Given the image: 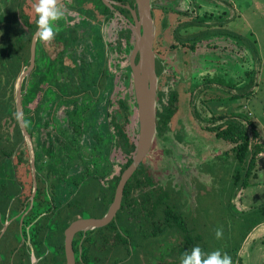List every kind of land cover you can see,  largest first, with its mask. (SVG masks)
<instances>
[{
    "label": "rangeland",
    "instance_id": "374dc122",
    "mask_svg": "<svg viewBox=\"0 0 264 264\" xmlns=\"http://www.w3.org/2000/svg\"><path fill=\"white\" fill-rule=\"evenodd\" d=\"M6 1L10 2V0H0V16L6 7ZM35 3L36 0H16L12 4L14 14L26 33L27 29L25 25H22L21 14L23 12L32 18L35 14ZM93 3L84 0H66L59 6L64 15L54 22L55 38L51 41L39 39L35 54V67L25 80V89L21 98L24 125L31 133L36 171L46 182V189L53 198L54 206H64L72 195L79 192L76 200L84 204L82 206L85 208L80 211L81 220L96 219L104 213L102 208L92 205L94 197L101 199L103 195H99V191L97 193L93 186L95 182L90 180L89 176L98 175L103 178L110 170V173L115 174L118 167L126 161L124 154L116 148L114 141L107 134L109 130L106 109L109 114L118 115V122L122 123V117L118 113V100H126L130 97L129 105L133 108L134 99L131 85L129 87L125 84L129 83L126 70L128 54L120 52L123 49H118L117 38L114 40L115 35L111 34L110 25L107 23L102 26V22L95 20L92 10L95 11L93 6L97 3ZM151 4L155 6L154 8L167 7L181 12L167 16L169 26L161 30L159 34L158 50L161 53L159 59L165 66L164 73L170 74L173 78L169 80V85L175 81L173 75L182 76L185 86L187 82L191 84L189 91H193L192 97L196 100L195 119L198 127L209 128L215 125L210 121L212 115H218L213 111L216 106L214 102H224L229 96L235 97L237 93H246L247 96H243L246 98H236L238 99L236 103L241 102L242 108L236 110L234 115H231L232 113L221 115L229 116V119L243 124L249 137L248 121L255 125V119H257L264 129V94L260 93L257 96L264 86V73L260 68L257 74L255 58L248 46L252 44L253 47H251L255 50L258 60H264V15L260 11L261 6H264V0H151ZM203 12H208L211 16L206 25H201L198 20V15H202ZM156 18L160 24V17L156 15ZM115 20L114 30H120L125 26L121 19ZM187 22L191 24L188 26L181 24ZM177 28L178 38L187 37L190 33H196L202 37L208 33L205 38L214 35L222 36L220 33H227L233 38L237 37L236 34L241 38H236L238 43L236 39L228 37L234 42L232 51L227 52V58L222 57L219 63L227 69L221 68L219 64L213 65L215 67L211 65L213 68L211 77L208 73L211 68L208 66L211 63L206 61L203 64L200 59H204L205 55L209 58V53L214 51L207 48L215 43H207L209 47L201 46L198 50L196 49L195 53L187 48H179L181 43L176 41L173 35V31ZM250 32H255L259 39L258 50L254 38L249 37ZM157 34L158 32H156L155 39L158 37ZM3 37V23L0 20V44ZM121 43L124 46L125 41ZM174 45L178 48L172 49L171 46ZM217 54L220 55V53ZM241 55L246 57V61L244 58L240 59ZM105 59L106 66L114 75L113 87H111L112 81L108 80L106 88L99 93L97 71L101 72L100 68ZM197 62L202 63L204 67L199 69ZM206 78H211L217 84L209 86L211 88L197 85ZM246 81H248L247 88L243 89ZM4 83L5 76L0 67V86ZM213 89L214 92H212ZM237 90L242 91L237 92ZM186 91L185 99L190 94L188 86ZM199 91H201V96L198 94ZM254 92L257 94L253 95ZM87 93L88 97H86ZM72 97L75 98L72 99ZM48 99L49 106L45 112L43 107ZM240 99L242 101H239ZM110 101V106H108L107 103ZM12 107H15V91ZM185 111L190 110L185 108ZM220 112L225 111L222 109ZM236 115H242L243 119H238ZM185 118L184 114L183 119ZM16 123L18 120L15 108L14 113L1 122L0 133L4 139L13 135ZM136 123L137 116L135 119L133 115L131 123L127 126L131 139L136 130L138 131ZM183 125L184 141L187 146L184 147L181 141L178 144L172 132L162 138H155L143 162L145 171L155 185L170 184L174 192L183 194L182 202H186V205L184 204L180 213H182L186 229L190 232L189 237L195 242L194 246H199L203 253L215 250H220L222 254L227 253L231 257V264H264V259L257 258V254L264 249V244L258 241L262 228L256 232L252 231L251 238L250 236L249 238L246 236L248 239L244 237L251 223L261 215L264 216L263 183L257 180L260 188L250 187L246 191L247 196L254 193L252 200H248L252 207L251 210L238 212L237 208L242 206L237 201L230 202L235 191L240 189L234 185L236 162L232 150L235 144L216 138L214 133L204 129H193L185 122ZM51 142L58 146L59 155L61 154V158L55 164L51 161L53 158L50 151ZM253 143L252 141V145ZM96 144L94 153L92 148ZM24 146H26L25 143L19 147L24 150ZM96 151L99 153L96 154ZM240 173L243 176L244 173L242 171ZM193 179L200 184H194ZM85 181L87 183H83ZM106 181H102V184L106 185ZM81 183L85 187L79 188ZM41 184L39 181V185ZM30 193L31 189L28 186L27 189H23L22 197H27ZM88 201L89 204L86 205ZM9 213L10 207L7 211L3 207L0 208V220H3L4 224L8 222ZM157 219L153 220L159 226L155 229L157 233L147 240L141 238L143 231L141 226L152 220L141 217L135 220V222L142 223L131 228L133 231L130 233L134 238L132 237L133 243L128 247L129 260L122 264H148L149 262L151 264L152 255V264L162 260L163 263L169 264L173 259L180 262L182 253L189 246V244H184L187 236H184V232H179L177 228H168L167 232L160 235L158 231L163 230L161 228L163 221H157ZM169 222L172 223L171 219ZM14 226L15 224L12 227ZM217 229L222 230L220 238L215 236ZM7 238L10 241L13 239L10 230L6 231V237L4 236L3 239V244H6L3 249L4 253L10 247ZM159 243L160 246H157ZM114 247L103 251V254L109 255ZM148 250H152L151 254ZM115 254L121 259L127 258L126 250H121L119 246L116 247ZM255 256L256 258H253Z\"/></svg>",
    "mask_w": 264,
    "mask_h": 264
},
{
    "label": "trees",
    "instance_id": "16d2710c",
    "mask_svg": "<svg viewBox=\"0 0 264 264\" xmlns=\"http://www.w3.org/2000/svg\"><path fill=\"white\" fill-rule=\"evenodd\" d=\"M15 1L16 0H10L9 3L6 1V7L3 10V14L0 16V20L3 23L4 35L3 41L0 44V67L3 75L5 76V83L3 86H0V127L1 122L6 119V117L11 116L15 111V107L11 108V103L14 102V86L21 72L28 66L31 39L37 30L36 13L32 18H30L22 12V25H25L27 29V33L25 32L12 8V4ZM84 1L97 3L95 8H97L99 5L103 8L104 14L109 13L108 8L101 3V0ZM117 1L121 3L123 2V0ZM129 1L134 2V0ZM118 9L128 13V11L124 8ZM209 14L210 13L208 12H203L202 15H198V20L201 25H206L207 21L211 17ZM160 18L161 25L158 26V37L155 39L154 43V51L157 56L155 69L158 78L156 109L157 138H162L169 132H172L173 137L176 139L178 144L181 141L184 144V147L187 146L184 141L185 135L183 132V124L185 122L188 125H191V128L193 129H204L210 133H214L216 138L235 144L232 150L234 153V160L236 162V171H234V185L237 188L246 187L247 181L254 169L256 156L258 154V133L254 123L251 121H248V123L246 122L247 127H249L250 137L248 136L246 128L243 126V124L237 123L233 119H229V116L225 115H212L210 121L215 124L212 127H198L197 120L195 119L196 100H194L192 97L193 91H189V89H191V84L187 82L188 91L190 94L188 98L185 99L187 86H185V82L183 81V78H181L182 76L180 77L178 75H173V77L175 76V81L169 85V80L173 78L170 76V74L164 73L165 66L162 64L161 59H159V55L161 54L160 50H158V46L160 45L159 34L161 33V30L163 31L169 26L167 24V20H165L163 17V14L160 15ZM190 24L191 22H187L183 25L188 26ZM129 34L132 37V42L129 43L126 41L125 46H122L124 51H120L128 54V57L133 47V33L131 30L129 31ZM207 34L208 33H206L205 36H207ZM220 34L224 37L231 36L227 35L226 33ZM173 35L176 41L181 43L179 48H187L190 52L194 53L199 49L200 36L196 33H190L187 37L178 38L176 30H174ZM206 46L209 47L208 45ZM248 46H250V51L255 58L256 54L255 50L252 48L253 45L250 44ZM171 48L177 49L178 47L174 45L173 47L171 46ZM127 71V78L130 83L129 66H127ZM196 72L197 71H195V73ZM106 75H108V73H106L104 78H102L98 83V87L102 90H104L107 85ZM191 78L193 80V77ZM129 83H125L126 86L129 85ZM201 83L204 87L210 86V82L207 78L201 81ZM199 84L200 82L197 83L198 86ZM193 85L195 84L193 83ZM8 89L10 90L9 92ZM24 89L25 82H23L22 85L23 93ZM74 98L75 97H72V99ZM130 99L131 98L128 97L126 100L119 101L118 113L122 117V123L118 122V115H111L106 109V119L109 130V133L107 134L114 141L116 148H118V150H120L126 158V161L120 165V174H122L130 166L136 151L138 131L136 130L134 137L131 139L127 128L128 123H131L133 115H135V119L137 116L134 100L132 108L129 105ZM48 106L49 99L45 101L43 107L45 112H47ZM185 108L189 109L190 111L186 112ZM184 114L186 115L185 119H183ZM136 129H138L137 126ZM27 131L31 135L28 129ZM21 141L22 134L18 123H16L12 136L6 137V139H4V136L0 133V208L3 207L7 211L8 207H10L8 220L12 219V222L7 231L10 230L13 236L11 241L7 238L10 247L5 253L3 252V249L4 245L6 244H3V240L0 241V264H30L29 249L26 245L20 246L21 239L26 240L27 236H29L30 245L36 257L42 256L46 250L50 249H53L56 252H63L64 231L70 226L71 223L80 218V211L85 209L84 206H82L84 204L76 200L77 195H79L78 191L77 194L71 196L70 200H68L64 206H54L55 204L52 203L53 198L47 194L46 182L40 177H37V194L35 196L33 206L29 210V202L26 201V196L22 197L21 188L27 189L29 186L31 189V171L29 165V155L27 153L26 147L24 146V150L19 147ZM252 141L254 142L253 145ZM166 150L170 152V150ZM109 162L111 166L110 159ZM241 171L244 173L243 176L240 173ZM119 178L120 177L115 180L113 185L111 184L110 194L107 193V190L102 189V192H105L102 194L99 192V195H103L102 198L98 199V197H94L92 199L93 206L102 208L104 210V213L96 219L102 218L113 202L115 189L120 180ZM39 181H41V185H39ZM193 181L194 184H200L196 179H193ZM93 186L98 193V190L101 189V186L103 187L105 185H100L98 182H95ZM183 198V194L181 195L180 193L174 192L170 184L165 186L155 185L151 177L145 171L144 165L141 164L125 185L120 209L117 211L113 220L98 232L93 231L86 233L85 239L82 241V243L80 242L83 239V234H78L73 241V250L78 253L79 246L81 244V252L87 253L85 258L86 262H84V264H88L89 261L94 257V255H92V251H106L107 249L111 250L113 246L118 244L121 248L126 250L127 258H125V261H127L129 260L128 257L130 256L128 247L133 243V236L130 233L133 231V229L131 230V228H133V226L136 224L142 223L135 222V220L137 221L139 217H141L152 220L141 226L143 229L141 236L142 239L147 240L154 233H157L155 232V229H157L159 226H157L154 223L156 221L153 220L158 218L157 221H163V225L161 226L163 230L158 231L160 235L161 233L163 234L164 232H167L168 228H177L179 232H184V236H187L184 239L187 240L184 242V244H189V246L187 249H185V251H190L192 247H194L195 242L189 237L190 232L188 229H186V225L182 220V213H180L184 208V204L186 205V202H182ZM87 204H89V201L86 203V205ZM41 215L42 217L39 218ZM21 218H23V220L20 227ZM170 219L172 223L169 222ZM3 223V220H0V230ZM13 224H15L14 227H12ZM157 246H160V243L157 244ZM151 252L152 250H148V253L151 254ZM150 254H148L149 258ZM96 258H98V255ZM47 259L46 261L44 259L41 264H48L49 262ZM151 260L153 261V255L151 256ZM103 261V259L99 258V262H96V264H103ZM123 261L124 259H120L121 263ZM148 261H150V259ZM56 264H65L64 255L61 256V258L56 257ZM77 264L83 263L81 261H77ZM148 264H150V262ZM155 264L166 263H163L162 260L160 262L156 261ZM169 264H180V262L173 259Z\"/></svg>",
    "mask_w": 264,
    "mask_h": 264
},
{
    "label": "water",
    "instance_id": "95a60500",
    "mask_svg": "<svg viewBox=\"0 0 264 264\" xmlns=\"http://www.w3.org/2000/svg\"><path fill=\"white\" fill-rule=\"evenodd\" d=\"M65 0H59L61 5ZM102 3L109 9H113L112 5H119L111 0H101ZM136 11H132L134 25L132 26L134 32V48L130 60V69L132 75L133 94L136 106L137 115V141L135 156L130 166L122 173L118 185L116 187L113 202L109 206L105 215L100 219L77 220L70 224L64 231V252L66 264H74V254L72 241L76 234H83L85 238L86 233L96 231L107 226L115 217L117 211L120 209L123 190L129 179L137 171L139 166L144 162L148 156L155 138L156 133V109H157V90L158 78L156 75V54L154 51L155 41V23L152 17L151 0H134ZM38 39L35 34L32 36L30 44V58L28 66L19 75L15 86V108L16 114H22L21 98L23 95L22 85L27 79V76L35 67V54ZM137 61L135 62V59ZM18 120V126L22 134V143H25L28 150L30 170L32 176V200L37 189L35 168L34 149L32 146L31 135L28 133L21 115ZM9 222L3 225L1 235L6 231ZM32 264H37L35 259H32Z\"/></svg>",
    "mask_w": 264,
    "mask_h": 264
},
{
    "label": "flooded vegetation",
    "instance_id": "af4514ba",
    "mask_svg": "<svg viewBox=\"0 0 264 264\" xmlns=\"http://www.w3.org/2000/svg\"><path fill=\"white\" fill-rule=\"evenodd\" d=\"M66 1V0H65ZM64 1V2H65ZM112 2H114V3H116V4H119V5H112V7H113V9H109L107 6H105L103 3H102V1H101V3L105 6V7H107L108 8V10H109V13H107V14H104V10H103V8L102 7H100L99 5H98V9L97 8H95V6H93V8L95 9V11H93L92 10V13H93V17L95 18V20H97V22H102L101 23V25L102 26H104V24H109L110 25V30H111V34L113 33L114 35H115V38H114V40H116V38H117V41L116 42H118L117 43V45H118V49L119 50H122V43H121V41H125V44H126V41L127 42H129V43H131L132 42V37H131V35L129 34V31L131 30L132 31V33H133V47H132V50H131V53H130V55H129V57H128V55L126 56V57H128L127 58V65H126V70H127V66H129V68H130V60H131V55H132V51H133V48H134V32H133V28H132V26L134 25V20H133V16H132V11H136V7H135V1L134 2H130L129 0H123V2L121 3V2H119V1H117V0H111ZM63 2V3H64ZM62 3V4H63ZM131 3V4H130ZM152 5V4H151ZM60 6V5H59ZM155 6H152V17H153V19H154V23H155V35H156V32L158 31V26L159 25H161V18H160V24H158V18H156V15H158L159 17H160V15L161 14H163V17L165 18V20H167V16L168 15H170V14H175V13H177V14H180L181 12H178L179 10H172V9H169V8H167V7H158V8H154ZM118 8H124L125 10H127L128 11V13L127 12H123L122 10H119ZM176 11V12H175ZM95 13V14H94ZM121 19V21L123 22V24L125 25L122 29H120V30H114L115 29V25H116V20L115 19ZM182 25H183V23H181ZM175 30H177V29H175ZM174 32V31H173ZM128 37H129V39H128ZM38 41H39V39H38ZM154 43H155V41H154ZM37 44H38V42H37ZM125 44H124V46H125ZM116 45V46H117ZM107 48H108V46H107ZM37 49V48H36ZM123 51H124V49H123ZM137 61V58L135 59V62ZM107 65V61H106V59L104 60V62H103V66L100 68L101 69V72H100V70H98L97 71V85H98V83L101 81V79L102 78H104V75L106 74V73H108V75H106V77H107V79H106V81H108V80H111V81H113V78H114V75L113 74H111V72L109 71V69H108V66H106ZM104 71H105V73H104ZM130 85H132V75H131V69H130V83H129V87H130ZM112 87H113V85H112ZM132 87V90H133V85L131 86ZM97 88H98V91H99V93H101L103 90L102 89H100L98 86H97ZM89 96V94L87 93L86 94V97H88ZM133 96H134V94H133ZM97 97H98V95H97ZM121 100H125V99H121ZM134 100V104H135V99H133ZM119 101L120 100H118V104H119ZM110 103H111V101L110 102H108L107 103V105L109 104V106H110ZM136 107V106H135ZM107 112H108V109H107ZM106 112V113H107ZM109 113V112H108ZM115 116V115H114ZM54 122H55V120H54ZM21 145H24V143H22V141H21V144H20V146ZM26 147V146H25ZM97 147V144L95 145V146H93V148H92V150H94V153H95V148ZM19 148V147H18ZM50 151H51V155H52V159H51V161H53V163L55 164V163H57V160H59L60 158H61V154L59 155V152L60 151H58V146L54 143V142H51V145H50ZM99 152L98 151H96V154H98ZM34 159H35V157H34ZM65 159V158H64ZM30 163V162H29ZM143 164V163H142ZM30 165V164H29ZM120 166L118 167V171L114 174V173H110V172H108L107 174H106V176L105 177H103V178H100V177H102V176H98V175H91V176H89V178H90V180H94V182H98L99 184H102L103 182L102 181H106L107 179H108V181H106V185L104 186L105 188H103V187H101V189L100 190H98L99 192H101V194L102 193H105V192H102V189H104V190H107V193H111V191H110V188H111V184L113 185L114 184V182H115V180L118 178V177H121V175L122 174H120ZM37 177H40L41 179H43L40 175H39V173H37V176H36V182H37ZM86 179H88V177L86 178ZM120 179V178H119ZM131 179V178H130ZM129 179V180H130ZM31 181H32V176H31ZM83 183H87V181H85V182H83ZM37 186H38V183H37ZM83 187H85L84 186V184L82 185V183L79 185V188H83ZM87 187V186H86ZM117 187V186H116ZM23 189H25V188H21V195H22V192H23ZM32 190H33V184H32V187H31V194H29V196H27L26 198V201H28L29 202V210L32 208V206H33V203H34V199H35V196H36V194H37V189H36V193H35V196H34V198H33V200H32V204H31V196H32ZM47 190V189H46ZM115 191H116V189H115ZM47 194H48V192H47ZM49 195V194H48ZM50 197V196H49ZM68 200H70V198L68 199ZM68 200L65 202V203H67L68 202ZM53 203V202H52ZM42 217V215L39 217V218H41ZM78 220H81L80 218L78 219ZM10 220H8V222H9ZM11 222H12V220H11ZM11 222H9V224H8V227H7V229L9 228V226H10V224H11ZM3 225H4V223H3ZM3 225H2V228H3ZM21 225H22V220H20V227H21ZM2 228H1V230H2ZM7 229H6V231H7ZM1 230H0V234H1ZM6 231L3 233V235H1L0 236V241L1 240H3V238H4V236H5V234H6ZM93 232V231H92ZM80 234V233H79ZM78 234H76L75 236H74V238H73V241H74V239L76 238V236H77ZM85 238H83L82 240H81V242L80 243H82V241L84 240ZM9 240V239H8ZM8 240H7V242H8ZM64 241H65V236H64V239H63V252H61V251H59V252H56V251H54L53 249L51 250H46V252L42 255V256H39V257H36V255H35V253H34V251H33V249H32V247H31V245H30V239H29V236H27V238H26V240H24V239H21V244H20V246H22V245H26L27 246V248L29 249V252H30V254H29V259H30V264H32V259H35L36 261H37V264H41V262H43L44 261V259H45V261H46V259L48 260V264H56V257H59V258H61V256H63L64 255V257H65V252H64ZM73 241H72V247H73ZM117 246H119L118 244H116L115 245V247H114V250L113 251H111L110 253H109V255H104L103 254V251H100V252H98V251H92V255H94V257L89 261V263L88 264H92V262L94 263V264H96V262H99V258H101V259H103L104 261H103V264H122V263H125L126 261L124 260L122 263L120 262V257L119 256H116V254H115V249H116V247ZM120 247V246H119ZM80 248H81V244H80V246H79V252L78 253H76L74 250H73V254H74V264H77V261H81L83 264H84V262H86V254L87 253H85V252H81V250H80ZM121 248V247H120ZM124 250V248H121V250ZM98 255V258H96L97 257V255ZM140 259L142 260V257H140ZM128 261V260H127ZM144 261L142 260V263H143ZM65 264H66V259H65Z\"/></svg>",
    "mask_w": 264,
    "mask_h": 264
},
{
    "label": "crops",
    "instance_id": "0c3cea01",
    "mask_svg": "<svg viewBox=\"0 0 264 264\" xmlns=\"http://www.w3.org/2000/svg\"><path fill=\"white\" fill-rule=\"evenodd\" d=\"M261 10V14L262 15H264V6H261V8H260ZM204 34V33H203ZM202 34V35H203ZM227 34V33H226ZM232 34V33H231ZM232 35H235V34H232ZM201 36V35H200ZM219 35H214V36H209V37H207V38H205L206 36H201L200 37V41H201V43L199 44V47H201V46H205L207 43H215V44H213V46H211V47H209L208 49L209 50H211V51H214L213 53L212 52H210L209 53V58H207V55H205L203 58L204 59H200V61H202L203 62V64L206 62V61H208L209 62V66H208V68L212 65H215V64H219V63H221V59H222V57H225V58H227L226 57V55H227V52H231L232 51V48H233V44H234V42H232V40L231 39H236V38H233V37H231V36H229L231 39H229L228 37H226V38H224V36H219ZM235 36H237V37H240L241 38V36H238L237 34L235 35ZM246 37V36H245ZM249 37H253L254 38V40L256 41V48H257V50H258V42H259V39H258V37H257V35H256V33L255 32H250V34H249ZM228 38V39H227ZM246 38H248V37H246ZM206 39V40H205ZM224 39V40H223ZM221 40H223V42L221 41ZM227 40H228V42H227ZM237 40V42L239 43V41H238V39H236ZM227 42V43H226ZM230 42V43H229ZM238 49V48H237ZM241 49V48H240ZM217 51V52H216ZM234 51V50H233ZM216 52V53H215ZM222 52V53H221ZM217 53H220V55H218ZM201 56V55H200ZM238 58V57H237ZM241 58H244V61H246V57H243L242 55L240 56V59ZM229 62H230V60H229ZM255 62H256V70H257V74H259V70H260V68H261V71H263V73H264V60L263 61H261V59L260 60H258V56L256 55V57H255ZM201 64L202 63H198L197 62V65L199 66V69H201V67H204L203 66V64H202V66H201ZM220 65V64H219ZM231 65V63L229 64V66ZM212 66H211V68H209L210 69V72H208V73H210L211 74V77L213 76V73L211 72V70L213 69L212 68ZM220 66H222L221 68H224V69H227V68H225L222 64L220 65ZM213 67H215V66H213ZM215 71V70H214ZM222 77V76H221ZM221 77H219V79L221 78ZM263 80H264V78H263ZM208 81L210 82L209 84H210V86L212 87V85H215V84H217L216 82H214L211 78L209 79L208 78ZM247 84H248V81H246L245 82V86L243 85V83L241 84V85H243V89L245 88H247ZM200 85H202V83L200 82V84H199V86ZM204 87V86H203ZM211 87H209V88H211ZM264 87V86H263ZM262 87V89L260 90V92L257 94V92H254V94L253 95H256L257 94V96L261 93V94H264V88ZM206 91V90H205ZM204 91V93H206ZM215 90L213 89V91L212 92H214ZM238 91H242V90H237V92ZM204 93H202V94H204ZM198 94H200V96H201V91H199L198 92ZM245 94V95H244ZM243 96H247V94L246 93H240V94H236L235 95V97L234 96H232V97H228V98H226V100L224 101V102H219V101H216V102H214L215 103V107H214V114H218V115H221V114H226V113H229V114H231V115H234L233 113L236 111V110H239L240 108H242L243 106H242V104H241V102L240 103H236V101L239 99V98H246V97H243ZM256 96V97H257ZM236 98H238V99H236ZM221 99H223V97H221ZM239 101H242L241 99L239 100ZM224 110L225 112H220L221 110ZM215 111H218V113H215ZM250 111V110H249ZM251 112V111H250ZM252 114V113H251ZM253 115V114H252ZM236 116H238L237 118L238 119H243V116L242 115H236ZM254 117V116H253ZM245 118V117H244ZM255 119V118H254ZM255 121H256V123H255V126H256V131H257V133H258V141H257V144H258V154H257V156H256V161H255V166H254V169H253V172H252V174L250 175V177H249V179H248V181H247V186L246 187H244V188H240V189H237L236 191H235V193L232 195V199L230 200V202H235V201H237V203H239V205L240 206H242V207H238L237 209H238V212H243L244 210L245 211H250L251 210V204L248 202V200H252V198L254 197V193L252 192V194L250 195V196H247V189H250V187H255V188H260V184L259 183H257L256 181L258 180V182H260V183H263V185H264V129H263V125H261L260 123H259V121L257 120V119H255ZM253 181H255V182H253ZM243 200H246V202H243ZM253 211H251V213H252ZM105 215V214H104ZM103 215V216H104ZM262 228V231L259 233V235L258 236H260L259 237V242H261L262 244H264V216L263 215H261L258 219H255V221L253 222V223H251V227H250V229H248V231H247V233H245V235H244V237H245V239L248 237L249 238V236H250V238H251V235H252V231H254L255 230V232H256V230L258 231V230H260ZM249 230H251V231H249ZM247 234V235H246ZM247 236V237H246ZM247 238V239H248ZM253 258H256V256L255 257H253ZM257 258H262V259H264V249H261V251L257 254Z\"/></svg>",
    "mask_w": 264,
    "mask_h": 264
},
{
    "label": "clouds",
    "instance_id": "9594fccd",
    "mask_svg": "<svg viewBox=\"0 0 264 264\" xmlns=\"http://www.w3.org/2000/svg\"><path fill=\"white\" fill-rule=\"evenodd\" d=\"M58 4L59 0H36L34 5L37 24L36 39L51 41L55 38L54 22L61 19L64 15ZM21 115V113H17V119H20ZM215 236L220 238L222 230L217 229ZM180 264H231V257L227 253L222 254L220 250L203 253L199 246H194L190 251L182 253Z\"/></svg>",
    "mask_w": 264,
    "mask_h": 264
}]
</instances>
